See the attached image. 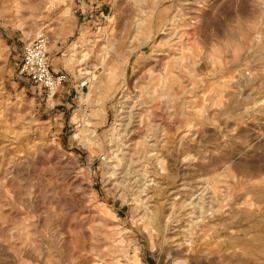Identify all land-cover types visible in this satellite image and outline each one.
Segmentation results:
<instances>
[{"label": "rangeland", "instance_id": "obj_1", "mask_svg": "<svg viewBox=\"0 0 264 264\" xmlns=\"http://www.w3.org/2000/svg\"><path fill=\"white\" fill-rule=\"evenodd\" d=\"M0 264H264V0H0Z\"/></svg>", "mask_w": 264, "mask_h": 264}, {"label": "built area", "instance_id": "obj_2", "mask_svg": "<svg viewBox=\"0 0 264 264\" xmlns=\"http://www.w3.org/2000/svg\"><path fill=\"white\" fill-rule=\"evenodd\" d=\"M46 40L43 34L34 35L21 48V56L17 67L18 75L38 87L46 100H49L60 87L64 76L53 72L46 56ZM86 86L84 82L76 85L78 90Z\"/></svg>", "mask_w": 264, "mask_h": 264}, {"label": "bare ground", "instance_id": "obj_3", "mask_svg": "<svg viewBox=\"0 0 264 264\" xmlns=\"http://www.w3.org/2000/svg\"><path fill=\"white\" fill-rule=\"evenodd\" d=\"M182 181V180H181ZM194 189V188H193ZM200 190V189H199ZM203 193V192H202ZM172 196V195H171ZM195 197V196H194ZM192 198V197H191ZM177 199V198H176ZM194 199V198H193ZM190 200V199H189ZM189 200H188V203H189ZM175 201V200H174ZM177 201V200H176ZM175 203V202H174ZM197 203V202H196ZM173 204V203H172ZM171 204V205H172ZM172 208H173V205H172ZM185 208V207H184ZM172 211V210H171ZM176 211V210H175ZM169 212V211H168ZM174 212V211H173ZM177 214H178V212H176ZM173 213L171 212L168 216L169 217H167V219H166V228L168 229L170 226H173V224H174V222H173ZM175 217V216H174ZM206 218H208V217H206ZM205 218V219H206ZM211 218V217H210ZM213 218V217H212ZM182 221V220H181ZM205 221V220H204ZM194 222V221H193ZM181 223V222H180ZM201 223H203V220H201ZM184 224V223H183ZM165 226V225H164ZM177 227V226H176ZM181 228V227H180ZM179 228V229H180ZM176 229V228H175ZM198 230V229H197ZM171 231H173V229L171 230ZM197 232V231H196ZM177 233V232H176ZM175 234V233H174ZM206 236V235H205ZM186 243V242H185ZM177 250H179V249H177ZM172 251H173V249H172ZM188 251L190 252V251H192V247L191 246H189V249H188ZM175 252V251H174ZM180 252V251H179ZM176 253V252H175ZM187 257H189L188 255H186V260H187ZM187 261H189V260H187ZM190 263V262H189Z\"/></svg>", "mask_w": 264, "mask_h": 264}]
</instances>
